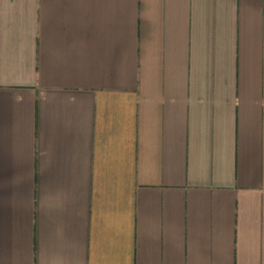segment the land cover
<instances>
[{
  "label": "crops",
  "instance_id": "obj_1",
  "mask_svg": "<svg viewBox=\"0 0 264 264\" xmlns=\"http://www.w3.org/2000/svg\"><path fill=\"white\" fill-rule=\"evenodd\" d=\"M0 264H264V0H0Z\"/></svg>",
  "mask_w": 264,
  "mask_h": 264
}]
</instances>
